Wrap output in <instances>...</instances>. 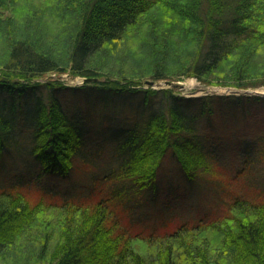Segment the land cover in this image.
Masks as SVG:
<instances>
[{
  "label": "trees",
  "instance_id": "1",
  "mask_svg": "<svg viewBox=\"0 0 264 264\" xmlns=\"http://www.w3.org/2000/svg\"><path fill=\"white\" fill-rule=\"evenodd\" d=\"M58 43L66 46L60 56L51 48ZM127 64L149 72L130 77ZM68 68L92 80L66 86L57 72ZM185 76L205 85L264 87V0H0V156L25 155L18 183L43 173L32 203L27 193L0 185V264H264V179L253 194L241 193L244 186L228 193L213 218L132 230L141 219L133 196L155 189L168 160L194 186L203 187L202 177L209 195L219 190L223 172L205 163L211 141L199 130L201 117L230 101H264L185 96L150 83ZM67 90L78 97L73 110ZM102 99L111 103L101 108L120 100L137 117L121 129L112 154L98 159L88 153L97 143L86 121ZM260 144L262 158L264 138ZM247 151L253 159L254 150ZM77 160L93 167L88 181L55 195L44 177H68ZM101 182L110 187L96 195ZM43 209L60 210L57 226L38 218ZM138 242L167 250L143 252L132 247Z\"/></svg>",
  "mask_w": 264,
  "mask_h": 264
},
{
  "label": "rangeland",
  "instance_id": "2",
  "mask_svg": "<svg viewBox=\"0 0 264 264\" xmlns=\"http://www.w3.org/2000/svg\"><path fill=\"white\" fill-rule=\"evenodd\" d=\"M138 44L139 41L134 45ZM191 44H193V40H191ZM63 46V44L59 43L55 46L51 45L53 49L51 50L54 54L57 53L60 56L66 50V46ZM64 65H67L66 62ZM148 72L149 69H135L130 64L125 66V74L130 75V77H142V75L148 74ZM57 73L66 86H74L76 88L81 87L84 83L82 76L73 75L69 68L65 72ZM101 80H104V78ZM166 81H158L153 88H174L185 96L258 95L264 97V87L238 89L234 86L205 85L193 76H185L174 80L172 83H166ZM79 91L80 94H83L85 89ZM67 92L69 94L65 99L68 101L69 109L73 110L74 103L78 97L72 95L70 93L72 91L67 90ZM127 98L133 99V97ZM105 102L111 103V100L102 99L101 102L98 101L96 104L97 110L93 111V115L86 121L88 134H91L92 141L97 143L89 144L88 153L98 159H104L106 156L112 154L115 150L116 140H118L117 135H119L121 129H125L126 125H132L137 117L135 113L122 107L120 100L115 101V104L109 110L99 106L105 104ZM84 104L85 102L81 106ZM83 112L86 117L90 115V111L87 108H83ZM200 122L199 130L202 132L203 137L211 141L205 144L203 148V152L206 155L204 157L205 163L218 166L220 169L222 168L223 177L218 181V184L221 185L219 190L212 188V194L214 195L211 196V193L209 195L207 193L209 187L202 177L200 181H202L201 186L203 187L194 186L181 174L178 165L168 160L162 168L155 189L143 190L141 194L137 192L133 196L134 198L132 197L141 207V211L139 212L138 210L136 214L137 216L140 213L141 219L132 224L134 232L147 233L153 229L164 231L171 227L174 228L185 221L195 223L202 219L213 218L225 206L224 200L227 199L228 193H239L241 186H244L241 190V193H244V195L250 192L253 194L257 189H262L261 186L263 185L261 183L264 181V157H259L262 148L256 151L255 149L262 146L260 143L263 142L264 138V101H245L239 104L237 101L236 103L230 101V103L220 104L216 109V113L211 118L203 116ZM248 149L251 152L254 150L253 159H250ZM24 156L19 153H12L4 157L0 156V185L15 192L21 191L27 193L31 197L29 200L32 203V201L39 198V194L35 192V187L36 183H38V175L43 173L39 169L32 174L30 182H26L25 180L22 183H18L16 176L17 167L27 159ZM243 167H245L244 170L242 169ZM92 170L93 167L77 160L68 177H61L60 179H48L44 177L43 182L53 186L55 195L64 196L78 191L80 184L88 181L89 172L91 174ZM237 170L241 171L240 175L237 173ZM208 173H210L208 167L207 171L202 170L203 175H208ZM108 186L103 182L99 183L97 185V189L99 190L95 191V194L101 195L104 192L106 193ZM77 194L79 193L77 192ZM36 212L40 220L42 218L45 223L53 227L54 224L57 226L58 217H63L60 215V210L57 209H43ZM71 213H74L75 217L78 216L75 212ZM106 235L111 240V236H115L114 232H110L111 236L109 233H106ZM132 247L147 253L149 251L156 253V250L162 251L160 253H165L167 250L166 245L155 244L148 246L140 242L134 243Z\"/></svg>",
  "mask_w": 264,
  "mask_h": 264
},
{
  "label": "water",
  "instance_id": "3",
  "mask_svg": "<svg viewBox=\"0 0 264 264\" xmlns=\"http://www.w3.org/2000/svg\"><path fill=\"white\" fill-rule=\"evenodd\" d=\"M91 80H92V78H83L84 82L85 81H91ZM94 80H97V79H94ZM150 83H154V82L150 81ZM166 83H169V81H166Z\"/></svg>",
  "mask_w": 264,
  "mask_h": 264
},
{
  "label": "bare ground",
  "instance_id": "4",
  "mask_svg": "<svg viewBox=\"0 0 264 264\" xmlns=\"http://www.w3.org/2000/svg\"><path fill=\"white\" fill-rule=\"evenodd\" d=\"M212 89V88H211Z\"/></svg>",
  "mask_w": 264,
  "mask_h": 264
}]
</instances>
